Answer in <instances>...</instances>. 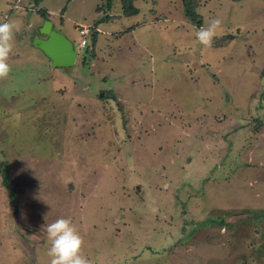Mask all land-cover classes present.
Returning <instances> with one entry per match:
<instances>
[{
	"label": "rangeland",
	"instance_id": "1",
	"mask_svg": "<svg viewBox=\"0 0 264 264\" xmlns=\"http://www.w3.org/2000/svg\"><path fill=\"white\" fill-rule=\"evenodd\" d=\"M35 2L0 0L22 24L0 80V264H49L58 218L90 264H264V0H197L198 25L181 0ZM105 15L86 68L27 44L47 17L81 55Z\"/></svg>",
	"mask_w": 264,
	"mask_h": 264
},
{
	"label": "clouds",
	"instance_id": "2",
	"mask_svg": "<svg viewBox=\"0 0 264 264\" xmlns=\"http://www.w3.org/2000/svg\"><path fill=\"white\" fill-rule=\"evenodd\" d=\"M223 21L211 18L205 25L199 27L195 37L205 47H211L213 40L219 34ZM20 21L10 20L0 22V80L6 79L11 72L9 59L15 46V36L21 31ZM49 248L47 256L49 264H90L83 255L84 239L78 227L70 218H58L46 227Z\"/></svg>",
	"mask_w": 264,
	"mask_h": 264
},
{
	"label": "water",
	"instance_id": "3",
	"mask_svg": "<svg viewBox=\"0 0 264 264\" xmlns=\"http://www.w3.org/2000/svg\"><path fill=\"white\" fill-rule=\"evenodd\" d=\"M39 29L40 34L46 37L36 38L31 44L33 48L41 52L52 67L72 66L78 54L74 43L63 33L54 30L50 21H45Z\"/></svg>",
	"mask_w": 264,
	"mask_h": 264
},
{
	"label": "trees",
	"instance_id": "4",
	"mask_svg": "<svg viewBox=\"0 0 264 264\" xmlns=\"http://www.w3.org/2000/svg\"><path fill=\"white\" fill-rule=\"evenodd\" d=\"M37 2V0H35ZM35 2V3H36ZM181 3H182V13L184 14L185 18L187 20H189L192 24H196L198 25L199 24V18H198V15L196 13V6H197V0H181ZM122 4V14L124 16H132L134 13H135V6H134V3H133V0H122L121 2ZM42 16H45V14H42ZM109 19V16H104L100 19H97L93 22V27L91 30H89V33H88V36H87V42H92L91 45L92 47L95 45V41H96V38H97V27L104 23L106 20ZM44 20H47V17L44 19ZM95 26V28H94ZM88 44L84 45L83 47H79L78 45V49H83L82 51V54H77V62L79 61L80 63V66L83 68L89 64V61L91 60L90 56L92 53H94L93 51L90 52V49L88 48L87 46ZM76 48V46H75ZM78 51V50H77ZM80 55V56H79ZM203 117V116H202ZM203 118L206 119V117L204 116ZM190 128V127H188ZM4 185L6 186L7 185V181L4 180L3 181ZM48 249H44V251H47Z\"/></svg>",
	"mask_w": 264,
	"mask_h": 264
},
{
	"label": "flooded vegetation",
	"instance_id": "5",
	"mask_svg": "<svg viewBox=\"0 0 264 264\" xmlns=\"http://www.w3.org/2000/svg\"><path fill=\"white\" fill-rule=\"evenodd\" d=\"M45 21H48V20H44V22ZM43 22V23H44ZM52 23V22H51ZM53 25V24H52ZM53 29L55 30V28H54V25H53ZM41 32H40V29H39V27H34V28H31L30 29V32H29V40H30V43L32 44L35 40H36V38H38V39H43V38H45L46 37V35H42V34H40ZM32 41V42H31Z\"/></svg>",
	"mask_w": 264,
	"mask_h": 264
},
{
	"label": "built area",
	"instance_id": "6",
	"mask_svg": "<svg viewBox=\"0 0 264 264\" xmlns=\"http://www.w3.org/2000/svg\"><path fill=\"white\" fill-rule=\"evenodd\" d=\"M89 28L86 26H80L79 34L81 36V41L79 42V47H83L86 43V36H88Z\"/></svg>",
	"mask_w": 264,
	"mask_h": 264
},
{
	"label": "crops",
	"instance_id": "7",
	"mask_svg": "<svg viewBox=\"0 0 264 264\" xmlns=\"http://www.w3.org/2000/svg\"><path fill=\"white\" fill-rule=\"evenodd\" d=\"M42 20H38V21H36V20H33V21H29V22H27L26 23V28H29V29H31V28H36V27H40V26H42V22H41ZM29 24H31V27L29 26ZM29 37V36H28ZM30 38H27V44L28 45H30L32 48H33V46L31 45V43H30V40H29ZM75 45V44H74ZM34 49V48H33ZM36 50V49H35ZM48 62H49V60H47ZM50 63V62H49Z\"/></svg>",
	"mask_w": 264,
	"mask_h": 264
}]
</instances>
